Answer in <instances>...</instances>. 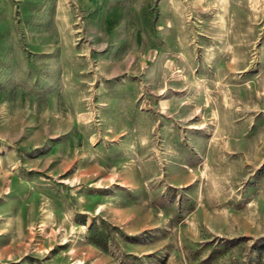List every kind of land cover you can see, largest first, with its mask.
I'll list each match as a JSON object with an SVG mask.
<instances>
[{"label": "rangeland", "instance_id": "374dc122", "mask_svg": "<svg viewBox=\"0 0 264 264\" xmlns=\"http://www.w3.org/2000/svg\"><path fill=\"white\" fill-rule=\"evenodd\" d=\"M0 264H264V0H0Z\"/></svg>", "mask_w": 264, "mask_h": 264}]
</instances>
